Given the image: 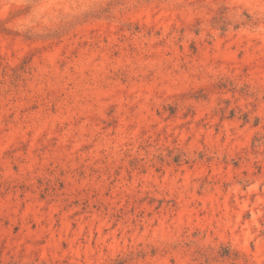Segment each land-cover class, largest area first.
I'll list each match as a JSON object with an SVG mask.
<instances>
[{
    "label": "rangeland",
    "instance_id": "obj_1",
    "mask_svg": "<svg viewBox=\"0 0 264 264\" xmlns=\"http://www.w3.org/2000/svg\"><path fill=\"white\" fill-rule=\"evenodd\" d=\"M264 264V0H0V264Z\"/></svg>",
    "mask_w": 264,
    "mask_h": 264
},
{
    "label": "trees",
    "instance_id": "obj_2",
    "mask_svg": "<svg viewBox=\"0 0 264 264\" xmlns=\"http://www.w3.org/2000/svg\"><path fill=\"white\" fill-rule=\"evenodd\" d=\"M111 264H122L121 261H117V262H114V263H111Z\"/></svg>",
    "mask_w": 264,
    "mask_h": 264
}]
</instances>
